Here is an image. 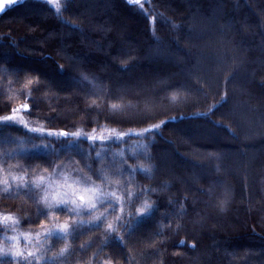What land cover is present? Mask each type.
<instances>
[{"label":"trees","instance_id":"trees-1","mask_svg":"<svg viewBox=\"0 0 264 264\" xmlns=\"http://www.w3.org/2000/svg\"><path fill=\"white\" fill-rule=\"evenodd\" d=\"M22 105L69 133L0 123V211L25 231L68 225L31 264H264V0L14 3L0 12V116ZM154 125L133 151L135 137L73 135ZM60 171L115 192L121 212L48 208L39 177Z\"/></svg>","mask_w":264,"mask_h":264},{"label":"rangeland","instance_id":"rangeland-1","mask_svg":"<svg viewBox=\"0 0 264 264\" xmlns=\"http://www.w3.org/2000/svg\"><path fill=\"white\" fill-rule=\"evenodd\" d=\"M46 1H48L51 4V6H53L55 8L56 11H59L61 0H52V2H50V0H46ZM130 1L137 2V0H130ZM143 1H145V0H139V2H137V3H142ZM5 3L7 4L8 0H5ZM22 106H24V105H22ZM22 106H19L15 109H21ZM10 115H15V121L16 122L14 124H18L27 130L33 129V128H40V129H44L45 131H51L52 133H54V135H52L51 137L59 136V135H55V133H59L58 130L47 129V128L40 126V125L31 124L28 121V119L23 115V111L16 112L15 114L13 113V111H11L8 114L1 115L0 116V123H7V122H3L2 118L6 117V116H10ZM156 126L157 125H154V126H151L148 128H144L142 130L130 131V132L129 131L128 132H119V131L111 130V129H103L100 131H94V132H90V133H83L81 131H78V132L73 133V134H78V135H74L76 137H83V138H87V139L90 136H96L97 140H95V141L90 140V139H88V140L93 141V142H98L101 144H105V143H109V142L119 143V142H123L124 140H126L129 137H135L131 141V142H134L135 144L133 143L132 145L130 144V145L125 147L126 150L133 151L134 148H140L142 146L141 138L147 134V133H145V129L155 128V130H156L157 129ZM30 132H32V131H30ZM137 133H141L142 135H136ZM101 135L104 137V142H101L99 140V137ZM44 178H45V180L43 182H40L42 184V188L44 187V185H49V184L53 185L52 189H50L49 193H48L49 202H51L52 197L54 195H56L58 192L70 191V189H67L65 187H61L62 185H65L66 182L72 183V181H76V180L81 181L80 184H73L72 185L73 188L76 189L77 195L83 194L86 197L88 196V193L84 192L83 189L85 187L90 186L89 183L83 181L82 179H80L77 176L75 177V176L71 175L69 172H66V171L55 172V173H53L47 177H44ZM95 186L98 187L97 185H95ZM98 188H100V187H98ZM104 192H106V191H104ZM43 197H44V192H43ZM106 200H110V201L112 200L115 204H117V207L113 206L116 209L115 214H118L121 212L122 201L118 197H116V198L109 197ZM43 201H44V199H43ZM77 203L79 204L80 201L77 200ZM101 204H103V203H98L96 209H93V210L81 208L78 210L79 211L78 215H81L84 212L90 213V214H92V216L98 215L102 211L100 208ZM142 211H144V209H142ZM0 216L3 217V219L0 220V250H3L4 252H9L10 249L13 252L21 251L24 253L25 256H27V253H29V252H31L33 255L35 254L36 245L38 244L39 241H41V239L44 236H46V234H48V235L49 234H63L66 232L67 227H68L67 224H59V225H55L53 227H48V228L43 229V230L38 231V232H30V231H25V230L20 228V219L16 214L0 211ZM65 226H67V227H65ZM57 229H60V230L58 231ZM13 238H15V239H13ZM3 256H8V257H11L13 259L22 258V257H14L12 254L0 255V257H3ZM32 256L27 257V259L32 258ZM22 259H24V258H22Z\"/></svg>","mask_w":264,"mask_h":264},{"label":"snow or ice","instance_id":"snow-or-ice-1","mask_svg":"<svg viewBox=\"0 0 264 264\" xmlns=\"http://www.w3.org/2000/svg\"><path fill=\"white\" fill-rule=\"evenodd\" d=\"M20 2V0H8V3H5V0H0V12H3L6 10V8L8 6H11L14 3ZM50 2H52V0H50ZM137 2H139V0H137ZM30 108L29 105H24L22 106L21 109H13V113L15 114L16 112L19 111H28ZM3 122H7V123H15V115H10V116H6L2 118ZM166 123V122H165ZM160 126H156V128H159ZM29 131H32L34 133H37L41 136H52L54 135V133H52L51 131H45L44 129H40V128H33V129H29ZM155 131V128L152 129H145V133H150ZM55 135H60L63 136L65 138H67L69 136V133H67L66 131H61L59 133H55ZM73 135H78V134H73ZM136 135H142L141 133H137ZM88 139L90 140H97L96 136H90L88 137ZM99 140L101 142H104V137L101 135L99 137ZM99 155V154H97ZM87 166V165H86ZM90 168V166H88ZM45 180V178L43 176L39 177V181L43 182ZM81 181L76 180V181H72V183H67L65 185H62L61 187H65L67 189H70V191H63V192H58L56 195H54L52 197L51 202H49L48 200V193L49 190L52 189L53 185H44V187L42 188V191L44 192V202L47 204L48 208L50 209H65V210H70L72 212H76L77 214H79V209L81 208H86L88 210H93L96 209L97 204L98 203H103L106 199H108L109 197L112 198H116V193L115 192H104L102 191L100 188L96 187L94 184H91V182H88L90 186L85 187L83 189L84 192L88 193V196L86 197L83 194L77 195V191L75 188H73V184H80ZM37 187H41V184L38 183ZM77 200L80 201V203H77ZM71 206V207H70ZM141 215H143V213H141ZM3 217L0 216V220H2ZM97 220H100V217H96ZM67 227V226H65ZM109 228H112V225H109ZM58 231L60 229H57ZM48 235V234H46ZM15 239V238H13ZM63 251V250H62ZM8 254H12L14 257H22L25 259L26 264H31L30 261H27V257L32 256L33 254L31 252L27 253V256L24 255L23 252L21 251H15L13 252L11 249L9 250V252H4L3 250H0V255H8Z\"/></svg>","mask_w":264,"mask_h":264}]
</instances>
